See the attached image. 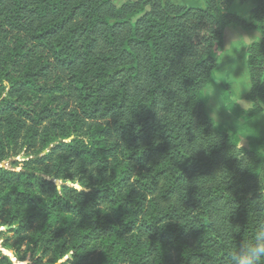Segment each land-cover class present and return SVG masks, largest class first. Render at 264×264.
<instances>
[{"label":"trees","instance_id":"16d2710c","mask_svg":"<svg viewBox=\"0 0 264 264\" xmlns=\"http://www.w3.org/2000/svg\"><path fill=\"white\" fill-rule=\"evenodd\" d=\"M233 1L0 0V241L18 261L0 249V264H227L251 238L264 223V140L247 125L264 112L263 24L247 60L254 111L225 83L240 134L205 95L227 29L246 27Z\"/></svg>","mask_w":264,"mask_h":264},{"label":"rangeland","instance_id":"374dc122","mask_svg":"<svg viewBox=\"0 0 264 264\" xmlns=\"http://www.w3.org/2000/svg\"><path fill=\"white\" fill-rule=\"evenodd\" d=\"M123 1L127 0H120V2ZM173 1L178 5L197 8H204L207 3V0ZM114 3L117 6L120 5L118 0H114ZM225 5L233 14L246 23V27L230 26L226 31L225 47L219 60L220 70L217 74V83L210 86L212 92L206 95L207 108L212 118L222 124L229 133L235 134L238 132L240 134L245 121L237 119L226 110L224 95L228 92V88L225 87V83H228L229 92L233 93L236 104L247 112H253V103L248 99L252 81L248 71L247 60L250 47L255 43H259L263 37L261 24L264 25V0H234L232 3L226 2ZM247 125L256 130L264 140V112L256 114L255 117L247 122ZM247 145V140L242 138L241 146L245 147ZM17 160L21 162L25 159L20 157ZM9 164L10 162L7 163L8 168L10 167ZM9 229V227H5L0 229V232H6ZM2 243L0 241V249L3 250V255L11 257L13 261L18 262L15 253L4 249ZM25 249L23 248L22 250ZM68 259L69 257L61 263L66 262ZM19 263L32 264V260L28 258L26 261Z\"/></svg>","mask_w":264,"mask_h":264},{"label":"clouds","instance_id":"9594fccd","mask_svg":"<svg viewBox=\"0 0 264 264\" xmlns=\"http://www.w3.org/2000/svg\"><path fill=\"white\" fill-rule=\"evenodd\" d=\"M211 92L212 88L209 87L205 95ZM103 210L109 211L107 207H103ZM227 256V264H261L264 260V223L257 226L249 240L241 241L235 249L227 253Z\"/></svg>","mask_w":264,"mask_h":264},{"label":"water","instance_id":"95a60500","mask_svg":"<svg viewBox=\"0 0 264 264\" xmlns=\"http://www.w3.org/2000/svg\"><path fill=\"white\" fill-rule=\"evenodd\" d=\"M47 152H48V151H47ZM47 152H45V154H46ZM21 159H25V160H26V158H25L24 156L21 157ZM1 167L7 168V163H3V164L1 165ZM56 185L60 188L61 183L56 181ZM1 251L3 252V250H1ZM14 262H15V261H14ZM15 263H16V262H15Z\"/></svg>","mask_w":264,"mask_h":264}]
</instances>
